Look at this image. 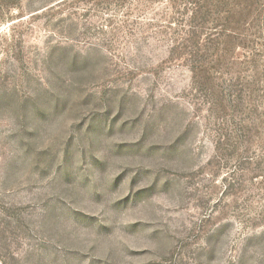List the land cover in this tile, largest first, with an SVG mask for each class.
I'll return each mask as SVG.
<instances>
[{
	"label": "rangeland",
	"instance_id": "374dc122",
	"mask_svg": "<svg viewBox=\"0 0 264 264\" xmlns=\"http://www.w3.org/2000/svg\"><path fill=\"white\" fill-rule=\"evenodd\" d=\"M0 264H264V0H0Z\"/></svg>",
	"mask_w": 264,
	"mask_h": 264
}]
</instances>
